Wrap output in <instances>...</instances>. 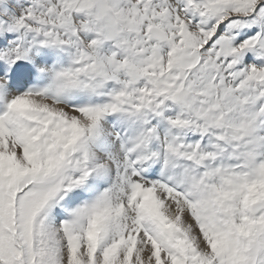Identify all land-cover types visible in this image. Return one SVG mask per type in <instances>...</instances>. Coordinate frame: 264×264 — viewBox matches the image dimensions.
I'll use <instances>...</instances> for the list:
<instances>
[{
    "label": "snow or ice",
    "instance_id": "obj_1",
    "mask_svg": "<svg viewBox=\"0 0 264 264\" xmlns=\"http://www.w3.org/2000/svg\"><path fill=\"white\" fill-rule=\"evenodd\" d=\"M0 264H264V0H0Z\"/></svg>",
    "mask_w": 264,
    "mask_h": 264
}]
</instances>
